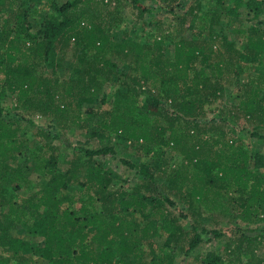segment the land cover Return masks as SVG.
Returning <instances> with one entry per match:
<instances>
[{"label": "trees", "instance_id": "obj_1", "mask_svg": "<svg viewBox=\"0 0 264 264\" xmlns=\"http://www.w3.org/2000/svg\"><path fill=\"white\" fill-rule=\"evenodd\" d=\"M59 1L0 0V264H37L36 259L41 264H175L176 254L157 252L159 231L167 235V245H179L188 256L202 235L207 242L224 236L218 230L185 231L179 218L165 212L164 202L175 203L164 197L149 166L135 168L139 186L115 187L121 177L102 160L115 153L113 147L75 149L61 160L53 144L57 135L31 119L22 128L5 118L3 102L9 95L16 98L22 121L39 114L62 131L75 128L99 139L116 135L137 154L159 159L163 171L169 162L165 153L174 151L181 165L170 174L171 195L190 206H219V213H231L234 220L256 222L264 212V154L253 158L237 140L226 139L231 120L205 118L206 106L224 99L223 83L236 79L239 112L231 116L255 122L252 136L264 140V30L253 24L241 30L246 38L241 48L223 33V23L234 26L243 7L249 8L251 23L257 15L252 17L250 8L257 10L258 4L198 0L176 19L173 32L157 22L158 32L145 41H134L125 30L118 42L113 32L125 19L108 10L110 0ZM164 1L173 13L183 0ZM131 2L136 19L143 20L150 9ZM72 42L75 73L61 80L53 55L66 52ZM169 47L172 57L166 56ZM130 58L129 72L121 70L120 62ZM244 70L248 77L242 83ZM115 77L123 90L115 93L111 108L85 110L106 97L104 89ZM28 136L37 147L34 168L22 158ZM31 168L40 184L32 182ZM24 186L25 197L18 194ZM135 215L138 219L130 220ZM263 246L264 233L244 231L227 242L225 256H196L192 264H264Z\"/></svg>", "mask_w": 264, "mask_h": 264}, {"label": "rangeland", "instance_id": "obj_2", "mask_svg": "<svg viewBox=\"0 0 264 264\" xmlns=\"http://www.w3.org/2000/svg\"><path fill=\"white\" fill-rule=\"evenodd\" d=\"M74 0H60L61 4L66 2H73ZM143 6H146L150 9L145 15L143 20H137L136 15L138 14V10L134 8L131 0H110L108 5L109 11H119L123 18L125 19L124 25L121 26L120 29H117L113 32V38L118 42H122L124 39L125 30L129 31L132 35V39L134 41L143 42L146 40V36L149 34H155L158 30L155 28L154 24L157 22L162 23L163 31L167 32L169 30H173V28L178 24L176 19L180 16L186 15L192 6V4L196 3L198 0H183L178 7L175 9L173 13L167 12L168 2L164 0H139ZM203 4H207V2H211L214 5V1L212 0H200ZM258 4L257 10L251 9V16L257 15V17L250 23L248 18L249 8L246 6L242 8V13L244 14L240 18H237L234 22V26L225 27V23H223V27L226 29L223 33L227 36V38L236 43L238 47H242L246 43V38L240 32L244 28H247L250 24H253L258 29L264 30V0H253ZM40 12H47V9L44 7H39ZM38 21H40V17L37 16ZM171 28V29H170ZM173 32V31H172ZM73 42L70 44L69 49L64 51H56L54 52L53 59L56 74L61 80H69L74 76V57H73ZM221 46V45H220ZM174 54L173 47H169L167 49L166 56L172 57ZM132 59H128L125 62H120L121 70L125 72H129L131 66ZM51 65V64H50ZM48 74L52 73V68H49ZM248 71H241V80L242 83L247 80ZM223 86L225 88V96L224 99H219L213 105L206 106L207 117L206 121H210L216 119L220 121L222 119L231 120V123L228 122L227 130L229 135L226 139L237 140L240 143V146L247 151L254 158L256 154L262 153L264 154V140H259L256 137L252 136L255 128V122H251L247 117H244L242 114L236 120L232 118V112H239V104L240 101L238 99V93L240 92V88L237 85L236 79L231 82H224ZM106 97H99L96 103L92 106H85L84 109L93 108L97 110H106L111 108V104L113 102V98L115 93L120 90L121 83L119 77H115L114 81L110 82L105 87ZM16 98L12 95H9L4 99L3 105L6 108L5 118L12 119L16 121L17 124L20 123L22 128H25L28 124L29 119L40 128L47 129L54 135H57L59 139L54 141V145L58 148L57 154H60L61 160L68 159L71 157L73 150L75 149H87V150H99L102 147L109 146L115 149V153H111L102 158L103 163L106 168L111 169L113 172L118 174L121 177V180H115V187H126L125 189H129L130 187L139 186L141 183V177L136 172L135 168H140L143 165L149 166L152 170L153 174L157 176L158 186L163 190V195L166 193V196L169 197L172 202L175 203V207L170 205V203L165 204V212H171L174 216L179 218L180 224L183 226L185 231H192L193 228H197L196 233L203 234V230H218L222 234L223 237L214 240L212 242H207V236L202 235V242L198 245V247L190 253V255H186L185 253H181L179 249V245L173 244L171 246L167 245V235L161 230L158 236L154 239L156 248H158L157 252L161 256H165L166 253H174L177 256V260L175 264H192L194 262V258L196 256H207V255H216V256H225L224 250L226 249L227 242L233 238V236H238L242 232H248L251 236H262L263 235V224H264V212L259 215L258 219L254 223H247L242 218H238L234 220L231 218L230 214L219 213V206L207 204L200 205L186 204L185 202H181L179 199L175 198L170 193L171 186L170 174L173 172L175 167L181 165V158L174 151H167L165 153V157L169 162H167V166L165 168L167 171H163L160 167V160L154 158L150 155H145L143 153L137 154V150L130 146L127 142H121L116 135H110L105 139H99L96 137H92L91 132L79 131L75 128H71L67 131H62L58 128L57 123L48 118H44L39 114H35L34 116L27 117L22 121L21 116L18 114V111L15 110L17 103ZM209 136V135H207ZM24 139V138H23ZM25 140V139H24ZM37 140V139H36ZM238 145V144H237ZM26 149L23 150L22 158L26 159L31 167L34 168L33 155L32 152L36 151L35 142L32 141V137L28 136L25 144ZM221 148V147H220ZM227 150V148H225ZM172 153V154H171ZM101 159V156L97 157ZM169 158H172L170 160ZM35 161V160H34ZM126 161L131 163V165L124 164ZM187 163V162H186ZM251 165H253L251 163ZM65 164L63 169H65ZM33 168L29 169V174H31V179L34 184H40V180L36 174L33 173ZM62 169V170H63ZM264 173V171H262ZM40 186L36 185L35 190H39ZM21 196L25 197L29 194V191L26 190V187L22 189V191L18 192ZM168 194V195H167ZM159 199H163L162 195L158 196ZM198 206V209H196ZM264 208V207H263ZM2 210L0 208V216ZM130 217V216H128ZM137 220L138 216H133L130 220ZM249 230V231H248ZM25 232L19 231L17 235L23 236ZM194 233L191 232L189 239L194 237ZM259 254L264 257V246L260 249ZM34 258V257H33ZM37 264H41L40 259H36ZM146 261L149 262L147 258Z\"/></svg>", "mask_w": 264, "mask_h": 264}]
</instances>
